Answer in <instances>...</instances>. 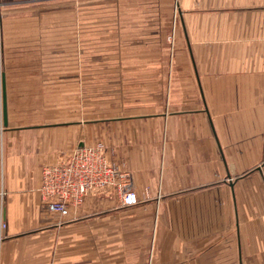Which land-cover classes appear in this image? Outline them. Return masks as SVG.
<instances>
[{
  "label": "crops",
  "instance_id": "obj_1",
  "mask_svg": "<svg viewBox=\"0 0 264 264\" xmlns=\"http://www.w3.org/2000/svg\"><path fill=\"white\" fill-rule=\"evenodd\" d=\"M141 2L131 50L160 100L152 87L131 112L24 125L3 72L4 126L1 74L0 264H264V0ZM97 143L139 204L105 189L46 210L42 167Z\"/></svg>",
  "mask_w": 264,
  "mask_h": 264
},
{
  "label": "rangeland",
  "instance_id": "obj_2",
  "mask_svg": "<svg viewBox=\"0 0 264 264\" xmlns=\"http://www.w3.org/2000/svg\"><path fill=\"white\" fill-rule=\"evenodd\" d=\"M139 4L141 0H0V82L8 72L12 90L22 94L14 102L17 121L96 122L111 108H142L146 104L138 97L152 87L154 99L160 100L162 85L147 84V70L136 67L147 54L131 50L133 14L144 6Z\"/></svg>",
  "mask_w": 264,
  "mask_h": 264
},
{
  "label": "built area",
  "instance_id": "obj_3",
  "mask_svg": "<svg viewBox=\"0 0 264 264\" xmlns=\"http://www.w3.org/2000/svg\"><path fill=\"white\" fill-rule=\"evenodd\" d=\"M105 189L113 190L121 206L139 204L131 172L109 159L103 143L77 147L66 162L42 167V205L62 217L92 192Z\"/></svg>",
  "mask_w": 264,
  "mask_h": 264
},
{
  "label": "water",
  "instance_id": "obj_4",
  "mask_svg": "<svg viewBox=\"0 0 264 264\" xmlns=\"http://www.w3.org/2000/svg\"><path fill=\"white\" fill-rule=\"evenodd\" d=\"M2 96H3V124L8 126V108H7V95H6V77L2 75Z\"/></svg>",
  "mask_w": 264,
  "mask_h": 264
}]
</instances>
